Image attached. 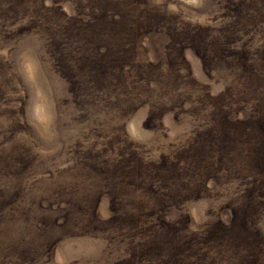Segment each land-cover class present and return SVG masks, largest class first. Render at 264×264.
Instances as JSON below:
<instances>
[{
    "label": "rangeland",
    "instance_id": "1",
    "mask_svg": "<svg viewBox=\"0 0 264 264\" xmlns=\"http://www.w3.org/2000/svg\"><path fill=\"white\" fill-rule=\"evenodd\" d=\"M263 125L264 0H0V264H264Z\"/></svg>",
    "mask_w": 264,
    "mask_h": 264
},
{
    "label": "trees",
    "instance_id": "2",
    "mask_svg": "<svg viewBox=\"0 0 264 264\" xmlns=\"http://www.w3.org/2000/svg\"><path fill=\"white\" fill-rule=\"evenodd\" d=\"M233 62H237L236 60H234ZM258 81V83H260L262 80H257ZM231 87H226V91H228V92H231ZM262 128L264 127V125L263 126H261ZM264 129V128H263ZM262 146H263V150H264V142H262ZM257 161V160H256ZM258 162V161H257ZM262 166H264V165H262Z\"/></svg>",
    "mask_w": 264,
    "mask_h": 264
}]
</instances>
